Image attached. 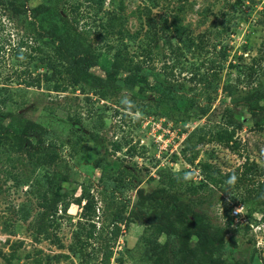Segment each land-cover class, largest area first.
<instances>
[{
  "label": "rangeland",
  "instance_id": "obj_1",
  "mask_svg": "<svg viewBox=\"0 0 264 264\" xmlns=\"http://www.w3.org/2000/svg\"><path fill=\"white\" fill-rule=\"evenodd\" d=\"M75 1L81 0H70ZM17 2L19 12L0 8V85L7 86L11 93L0 109L8 111L9 118L21 115L41 123L50 131V139L56 143L59 155L54 168L69 173L66 186L77 189L76 195L81 193V186L94 195L96 216L93 222L97 228L102 224L107 230L111 227L112 205L109 208L107 205L112 197L109 198V191L105 192L103 185L118 183L113 176L118 169L125 171L120 179L122 183L116 185L121 197L130 201L125 214L128 224L121 225L122 232L114 243V256L108 264H116L114 257L118 251H124L122 264H148L141 260L143 251L148 248L142 235L149 236L150 231H144L145 223L133 204L137 200V189L156 184L147 182L149 176L158 177L159 171L164 175L186 172L196 184L201 179L203 162H210L226 173L248 159L258 165L264 179V72L261 73L264 58L260 61L259 74L249 70L255 63L253 59L258 62L264 51V0H104V9L119 12L130 32L143 26V34L149 18L166 23L172 42L179 43L188 36L192 43L190 49L175 55L169 54L160 43L147 64L159 74V79L172 84L179 108H173L165 101L157 107L155 98L148 93L149 97L143 102L148 106L135 112L122 108L135 90L126 89L120 81L110 80L104 74L109 55H104L99 65L91 68L87 80L77 86L68 84L66 90L52 91L46 86L49 82L44 80L40 86L35 82L27 84L47 72L44 63L34 58L36 56H30L38 55L30 46H41L44 50L48 46L46 39L42 42L34 40L36 33L27 8L36 1ZM82 5L83 17L77 25L78 30H100L98 18L94 22V8ZM179 25L185 28L182 34L177 32ZM86 37L94 46L102 44V38H96L93 32ZM220 47L227 50L226 59L221 61L222 69H218V76L212 80L213 88L205 93L202 91L197 99L203 104L211 97L214 106L221 99L229 101L230 91L233 92L231 97L250 98L251 112L243 106L233 109L235 142L232 146L211 139L212 133L208 132L210 127L222 123L220 115L197 117L192 114L194 107L189 111L183 108L200 90L199 84L190 80L191 73L198 69L201 75ZM135 50L134 43L130 52ZM229 63L235 66L231 67ZM92 75L101 77L100 85L94 84ZM258 89L263 90L260 99ZM115 144L120 146L119 150L114 151ZM22 163H25L24 159L11 167L6 155L0 152V264H105L101 260L104 245L101 239L87 248L88 254L71 252L70 247L75 248L77 222L84 221L81 206L74 203H70L64 212L59 210L62 214L58 218L57 241L33 238L30 222L38 210V200L28 184L20 183L28 172V167ZM42 173V168H36L33 176ZM174 190L180 202L189 203L196 211L208 215L212 223L225 227L226 238H231L234 244L230 254H219L220 257L228 262L244 259L250 264H264V218L260 211L250 212L252 206L245 199L241 180L224 183L220 188L210 186L195 196L184 192L183 187ZM102 192L106 203L101 199ZM235 207H242L247 222H238L231 215ZM23 209L29 214L28 221L21 220ZM153 213L160 221L174 215L164 203H157L149 212ZM245 223H248V229ZM109 235L107 233V237ZM158 240L164 242V234ZM127 248L132 249L133 254H129Z\"/></svg>",
  "mask_w": 264,
  "mask_h": 264
},
{
  "label": "trees",
  "instance_id": "obj_2",
  "mask_svg": "<svg viewBox=\"0 0 264 264\" xmlns=\"http://www.w3.org/2000/svg\"><path fill=\"white\" fill-rule=\"evenodd\" d=\"M17 1L0 0V8L19 12ZM26 1H36L27 8L28 16L34 22H32L33 30L36 33L34 40L42 42L43 39H46V45L51 50H44L41 46H30L33 51L38 52V55L30 54V56H36L34 58L44 63L47 72L40 77L38 75L34 81L26 82L27 84L35 82L37 86H40V82L44 80L49 82L46 86L52 91L66 90L68 84L77 86L87 80L91 68L99 65L100 59L104 55H109L106 59L108 65L103 69L105 76L110 80L120 81L121 85L130 91L135 90L131 98L122 105V108L128 112L142 111L148 106L143 103L145 98L149 97L148 93L155 98L157 107H160L161 102L165 101L173 108H179V99L173 93L172 84L159 79V74L149 69L150 65L147 64L150 63L153 50L159 47L160 43L172 55L190 49L192 43L188 36L180 39L179 43H174L166 23L156 22L149 18L143 34H141L143 26L135 32H130L125 27L124 18L119 12L104 9V0H81L73 3L70 0ZM82 4H85V7L94 8V22L98 18L100 30L96 32L90 28L78 30L77 25L80 18L83 17L81 14ZM67 5L70 7L69 10ZM100 13L102 17H97ZM184 30L185 28L179 25L177 32L182 34ZM92 32L96 38H102L100 46H94L88 41L86 35L92 34ZM134 43L136 50L130 52V47ZM101 48H104V51ZM226 56V48L220 47L215 51L214 59L208 61L206 70L201 75H199L198 69L191 73L190 80H195L194 83L199 84L200 90L188 99V104L183 108L185 111H189L194 107L195 110L192 109L194 116L206 115L207 118H212L220 115L222 123L210 127L208 132L212 133L211 139L226 146H232L235 142L233 138L235 132L233 109L243 106L251 112L250 98L247 96L231 97L233 92L230 91L227 95L229 101L221 99L214 106L211 97H207L203 104L197 99L202 91L205 93L213 88L211 87L212 80L218 76V69H222L221 61L225 60ZM261 58H264V51H261L258 62L256 58L253 59L255 63L249 66L250 73L256 71L255 73L259 74ZM229 66L235 65L229 63ZM256 66L258 69H255ZM182 68L185 70L184 66ZM91 77L94 79V84L100 85L102 81L100 76L92 75ZM262 91L257 92L260 94L259 99L264 92ZM10 97L11 93L8 87L0 85V105H5ZM8 118V111L0 109V152L6 155L11 167H15L16 161L23 159L25 163L22 164L28 167V172L25 173L26 178L20 180V183L28 184L30 192L35 194L38 200V210L30 222L33 238L37 241L41 239L57 241L58 218L62 214L59 213V210L64 212L70 203H74L81 206V218L84 221L77 222L73 244L75 248L71 246V252L80 255L88 254L87 248L101 239L104 243L101 260L108 264L114 256L113 246L121 235V225L127 226L128 224L125 214L130 201L121 197V191L118 193V185H116L121 182V176L125 174V171L118 169L113 176V180L118 183H113L111 186L103 185V190L109 191V198L112 197L110 203L109 201V204L107 203L108 208L112 205L111 227L107 230L106 226L102 224L97 228L96 223L93 222V218L96 216L94 195L89 191H84L82 186L81 193L76 195L77 189L66 186L70 180L69 173L54 168L59 155L56 143L50 139V131L41 123L21 115H13ZM192 134L193 131L189 135V140ZM119 148V145H114V151ZM36 168H42L43 173L33 176ZM200 174V181L194 184L186 172L164 175L159 171L158 177L149 176L147 180L148 183L156 182L155 185L151 188L137 189V200L133 204V208L145 223L144 231H150L149 236L142 235L144 244H147L148 248L143 251L141 260L148 264H250L244 259H232L228 262L220 257L219 254H230V248L234 244L231 238H226L225 227L212 223L208 215L196 211L189 203L180 202L178 193L174 189L183 187L184 192L195 196L202 190L209 189L210 186L220 188L224 183L227 185L239 179L245 187V199L252 206L250 212L260 211L264 218V179L261 178L263 173L255 162L246 159L241 166L226 173H222L210 162H203L200 165ZM12 176L16 180L18 179L16 175ZM101 199L106 203L103 192ZM82 201H84L83 205H81ZM157 203L158 205L164 203L166 207L171 208L174 213L173 218L167 216L165 221H160L155 217L156 213L149 214ZM231 207L232 205L229 210ZM20 216L22 221H28L30 218L24 209L20 211ZM245 228L248 229L249 225L246 224ZM107 233L110 234L109 237H107ZM161 234L165 236L162 243L158 240ZM148 249L152 252L150 253ZM126 251L133 254L130 248H127ZM123 254L124 251H118V255L114 257L116 264H122Z\"/></svg>",
  "mask_w": 264,
  "mask_h": 264
},
{
  "label": "built area",
  "instance_id": "obj_3",
  "mask_svg": "<svg viewBox=\"0 0 264 264\" xmlns=\"http://www.w3.org/2000/svg\"><path fill=\"white\" fill-rule=\"evenodd\" d=\"M232 216L239 222L246 221V218L242 215V207H235L231 213ZM247 222V221H246ZM248 224V223H245ZM252 226V225H250Z\"/></svg>",
  "mask_w": 264,
  "mask_h": 264
}]
</instances>
